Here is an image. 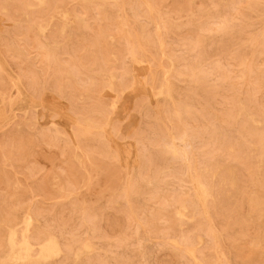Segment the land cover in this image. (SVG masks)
I'll return each mask as SVG.
<instances>
[{"label": "rangeland", "instance_id": "374dc122", "mask_svg": "<svg viewBox=\"0 0 264 264\" xmlns=\"http://www.w3.org/2000/svg\"><path fill=\"white\" fill-rule=\"evenodd\" d=\"M49 234L63 252L37 261ZM191 247L264 264V0H0V264Z\"/></svg>", "mask_w": 264, "mask_h": 264}, {"label": "bare ground", "instance_id": "6f19581e", "mask_svg": "<svg viewBox=\"0 0 264 264\" xmlns=\"http://www.w3.org/2000/svg\"><path fill=\"white\" fill-rule=\"evenodd\" d=\"M147 3V2H146ZM148 7L150 9H152L151 5L148 4ZM121 11V10H120ZM71 15V14H70ZM155 21V20H154ZM64 26V25H62ZM116 35V34H115ZM118 35V34H117ZM114 36V35H113ZM4 57V56H3ZM115 68V67H114ZM113 68V69H114ZM10 72V71H9ZM112 87V86H111ZM16 90V89H15ZM158 93H164L166 96L171 97V86L170 83L167 81V84L165 86V91L163 89H160L158 91ZM115 96V95H114ZM2 100V99H1ZM4 105V104H3ZM44 105V104H43ZM44 107V106H43ZM19 108V107H18ZM16 109V108H15ZM14 109V110H15ZM5 111V109H4ZM3 115V114H2ZM1 115V116H2ZM76 122V120H75ZM74 122V123H75ZM103 123V122H102ZM200 129V128H199ZM100 133V132H99ZM210 135V134H209ZM173 140L175 139L174 136L172 137ZM109 144V143H108ZM116 144V143H114ZM202 146V145H201ZM81 151V150H80ZM126 151V150H125ZM124 151V152H125ZM174 153H177V150L174 148L173 149ZM107 154V153H105ZM105 156V155H104ZM103 157V156H102ZM75 158V157H74ZM72 159V158H70ZM76 159V158H75ZM178 168V167H177ZM152 170V169H151ZM157 171V170H156ZM194 178L197 181V188H198V192L200 195H202L203 197L207 196V187L203 184V182L200 180L198 175H195ZM248 190V189H247ZM199 195V196H200ZM205 199V198H203ZM202 200V199H200ZM201 202V201H200ZM204 210V209H203ZM181 212V211H180ZM180 214H183L182 212ZM185 215V214H184ZM32 216L30 214H27V216L24 217L23 222L25 223V229L21 235V238L19 240H17L16 237V230L15 228H13V226H10V232H9V244H10V251H11V255L12 257L16 258V259H20L22 261H27L29 260V258L31 257L30 254V250L33 247V242H32V237L28 234L30 225L32 224ZM200 241H202V238H199ZM86 250L88 251H92L93 247L91 244H86L85 245ZM63 252V248L60 244L59 238L54 235V234H49L48 237L40 243V249H39V255L37 258V261L39 260H47L51 257H55L60 255ZM189 252V256H191V258L197 263V264H205L204 260L202 258H200V256L198 255V251L197 248L195 247H191L188 249ZM188 254V253H187Z\"/></svg>", "mask_w": 264, "mask_h": 264}]
</instances>
